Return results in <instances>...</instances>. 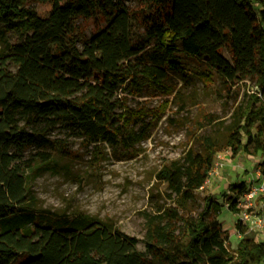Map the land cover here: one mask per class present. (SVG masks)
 <instances>
[{"label": "trees", "instance_id": "1", "mask_svg": "<svg viewBox=\"0 0 264 264\" xmlns=\"http://www.w3.org/2000/svg\"><path fill=\"white\" fill-rule=\"evenodd\" d=\"M36 1L49 7L0 0V264H262L264 241L240 224L242 238L229 248L218 200L207 195L193 206L218 152L264 159V0L258 8L253 0ZM80 18L105 26L82 38ZM183 58L203 64L202 79L255 76L259 95L233 111L223 143L202 135L200 150L159 171L176 206L146 216V250L138 237L82 211L37 210L31 173L69 153L53 133L61 128L95 148L132 150L150 137L153 122L126 109L121 93H173ZM246 187L230 185L237 193ZM229 207L237 213L235 201Z\"/></svg>", "mask_w": 264, "mask_h": 264}, {"label": "rangeland", "instance_id": "2", "mask_svg": "<svg viewBox=\"0 0 264 264\" xmlns=\"http://www.w3.org/2000/svg\"><path fill=\"white\" fill-rule=\"evenodd\" d=\"M24 1L41 10L49 7L36 0ZM253 1L258 8L257 0ZM129 3L136 5L135 0ZM77 24L82 38L91 37L105 26L101 18H80ZM136 32L142 34V28L137 26ZM223 55L231 61L227 49ZM183 66V72L173 74V93L151 90L140 96L121 93L126 109L143 111L148 115L147 120L153 122L150 137L132 150L103 145L95 148L57 129L52 136L66 140L69 153L55 156L56 164L50 170L38 176L31 173L33 206L44 214L82 211L103 219L138 237V247L145 251L146 216L176 206L175 195L158 178L159 171L169 161L183 157L190 148L200 150L198 139L202 135H211L223 143L227 134L225 125L230 122L233 111L251 101L252 95H259L255 76L224 82L215 73L212 79H202L203 64L183 58ZM225 152V167L200 190L193 208H199L207 195L220 202L218 218L229 234L227 244L234 251L242 235L237 226V213L229 205L240 193L231 191L230 185L249 184L252 177L257 176L264 159L247 152L237 156H233L231 150ZM255 210L264 215L262 200L257 201ZM248 236L264 241V230L248 232Z\"/></svg>", "mask_w": 264, "mask_h": 264}, {"label": "built area", "instance_id": "3", "mask_svg": "<svg viewBox=\"0 0 264 264\" xmlns=\"http://www.w3.org/2000/svg\"><path fill=\"white\" fill-rule=\"evenodd\" d=\"M227 160L226 152H218L215 156L209 178L200 188L204 189L210 178L219 173L225 167ZM264 195V174L260 168L257 176L247 184L246 189L234 200L237 211V224H240L246 232L264 230V215L255 210L257 200ZM230 206V205H229ZM242 235V233H240Z\"/></svg>", "mask_w": 264, "mask_h": 264}]
</instances>
